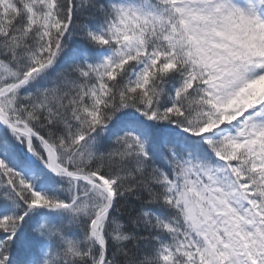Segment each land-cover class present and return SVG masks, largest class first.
<instances>
[{
  "label": "snow or ice",
  "instance_id": "1",
  "mask_svg": "<svg viewBox=\"0 0 264 264\" xmlns=\"http://www.w3.org/2000/svg\"><path fill=\"white\" fill-rule=\"evenodd\" d=\"M0 264H264V0H0Z\"/></svg>",
  "mask_w": 264,
  "mask_h": 264
}]
</instances>
